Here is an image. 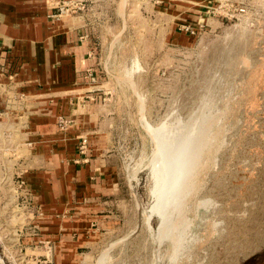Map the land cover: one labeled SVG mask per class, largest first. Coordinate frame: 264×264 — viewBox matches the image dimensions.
I'll return each mask as SVG.
<instances>
[{
	"label": "rangeland",
	"instance_id": "obj_1",
	"mask_svg": "<svg viewBox=\"0 0 264 264\" xmlns=\"http://www.w3.org/2000/svg\"><path fill=\"white\" fill-rule=\"evenodd\" d=\"M98 1L115 218L50 253L2 156L1 264H264V0Z\"/></svg>",
	"mask_w": 264,
	"mask_h": 264
},
{
	"label": "crops",
	"instance_id": "obj_2",
	"mask_svg": "<svg viewBox=\"0 0 264 264\" xmlns=\"http://www.w3.org/2000/svg\"><path fill=\"white\" fill-rule=\"evenodd\" d=\"M99 15L98 0H0V163L9 154L12 177L24 175L37 218L44 212L50 253L60 236L75 251L88 248V226L94 232L98 220L115 218L112 168L96 157L108 146L97 143L96 126L85 125L96 124L88 111L103 102ZM58 116L74 118L67 131L58 130ZM84 134L85 155L78 151Z\"/></svg>",
	"mask_w": 264,
	"mask_h": 264
},
{
	"label": "built area",
	"instance_id": "obj_3",
	"mask_svg": "<svg viewBox=\"0 0 264 264\" xmlns=\"http://www.w3.org/2000/svg\"><path fill=\"white\" fill-rule=\"evenodd\" d=\"M60 11H62V8H58ZM72 124V121L71 119H68L64 116H58L57 117V128L59 131H62V132H65L67 131V129L71 126ZM87 150H88V138L86 137H82L80 139V143L78 145V151L80 154H86L87 153ZM16 188L17 190L19 189H23L26 191V183L24 182V180L21 178V177H17L16 178ZM24 208H26L28 211L31 212V214H34V204H33V201H32V198H25V202H24ZM35 215H39V211L37 210ZM31 228V226H30ZM33 228V226H32ZM16 231H19V230H16ZM22 231V229H21ZM49 248V247H48Z\"/></svg>",
	"mask_w": 264,
	"mask_h": 264
},
{
	"label": "bare ground",
	"instance_id": "obj_4",
	"mask_svg": "<svg viewBox=\"0 0 264 264\" xmlns=\"http://www.w3.org/2000/svg\"><path fill=\"white\" fill-rule=\"evenodd\" d=\"M2 262L0 261V264H1Z\"/></svg>",
	"mask_w": 264,
	"mask_h": 264
}]
</instances>
